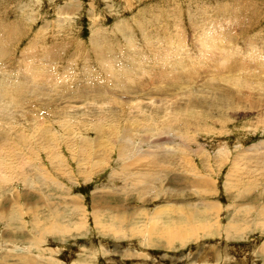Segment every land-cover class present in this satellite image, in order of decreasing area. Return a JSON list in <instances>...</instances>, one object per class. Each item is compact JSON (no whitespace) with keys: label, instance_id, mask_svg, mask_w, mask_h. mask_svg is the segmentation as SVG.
<instances>
[{"label":"rangeland","instance_id":"1","mask_svg":"<svg viewBox=\"0 0 264 264\" xmlns=\"http://www.w3.org/2000/svg\"><path fill=\"white\" fill-rule=\"evenodd\" d=\"M133 119L148 131L138 152L174 151V125L188 147L143 180L144 200L111 174L115 150L87 178L69 152L70 177L19 143L0 155V177L16 171L0 182V264H264V0H0V140L22 131L33 145L47 125L60 137L52 144L93 145L99 127ZM244 154L256 158L246 212L225 180ZM192 167L211 185L193 182ZM215 202L221 210L207 211ZM179 204L181 217L168 210ZM231 220L240 230L228 235ZM173 226L193 237L155 235Z\"/></svg>","mask_w":264,"mask_h":264},{"label":"bare ground","instance_id":"2","mask_svg":"<svg viewBox=\"0 0 264 264\" xmlns=\"http://www.w3.org/2000/svg\"><path fill=\"white\" fill-rule=\"evenodd\" d=\"M174 126L169 127L168 132H172L174 135V138L176 136H179L180 137L179 140L181 141V142H179V140H177V142L173 141L174 142L173 146L175 147L174 151H165V152L159 151V150L156 151L150 148L148 145L147 149L141 152L139 150L138 152V147L135 145L134 140L142 138L144 133H147L148 131L146 130V126L139 123L138 120L133 119L128 125L121 126V127H119V125H114V124H110V125L108 124L105 127H99V129L96 131L98 142L93 145H77V144H70V143L52 144L53 142H57L60 139V137L57 135V133L52 132L51 128L47 125L42 128H38L32 133L33 145H30L28 143L25 137V134L22 131L15 136L14 142H11L9 139L5 138L7 136H5L4 134L3 138L1 137L2 139L0 140V155L5 150H7L6 154L12 156L13 155L12 152H15L16 147H17L15 143H19L24 148V150H26L28 153L31 154L32 156L31 161H34V160L38 161L37 158L41 159L39 158L40 157L39 152L41 151L44 153V156L46 157L45 159H47L48 166L50 167L52 171H54L56 174L60 173L61 176L70 177L73 174L72 172L74 171L69 170V168L65 165L61 157V154H60V152H69L70 160H73L76 165L75 174L84 173L85 177L87 178L97 169L104 166V164L107 163V160L112 154V152L115 150L117 152L116 161L118 164H115L117 167L114 171L111 172V174L114 172L122 171V174L125 180L128 183H130L129 184L130 187L131 188L137 187L138 193L140 195H143L142 200H144V196L147 193V191L150 190V186L147 183H145L143 180L151 179V178L160 179V176L162 175V173L165 172V170L163 169L165 167L163 162H165L167 157L172 158L175 153H178L179 155H183L185 159L188 158L187 155L183 153L181 150L183 148L184 149L188 148L186 144L187 140L184 136V132H182L179 129V127L177 126L174 127ZM150 132H154L152 128ZM136 133H140V134L135 137ZM162 133L164 132L160 131L157 134H162ZM129 149H130L129 151L130 153L128 154ZM134 151L136 153H134ZM255 159L256 158H253V157H250L244 154L242 158V166L240 167V169H232L229 172H227L225 175V180L227 182L226 188L232 191L231 193L229 192L228 193L232 197L234 196L233 197L234 199L239 198L238 200L240 201V202L236 201L237 204L233 203V207H238L237 209L243 210L244 212L248 210V204H250L249 199H248V193L255 187V185L252 184V182L250 183V180L247 178V174L251 173L252 165L254 164ZM227 160L228 159L226 156L225 149L218 151L217 155L214 156V161L217 165H222L224 163H227ZM1 165H5V162L2 159H0V166ZM85 165L87 167H85L86 169L83 170L82 166H85ZM180 166L182 169L181 172L175 175H179L180 177H183L184 170H185L184 165L181 164ZM138 169H142V170H138ZM15 174H16L15 166L12 165L9 167L7 175L0 177V182L12 181L15 178ZM141 175H143V177L140 178ZM189 175L192 177L193 182L201 180V183L205 182L211 185V182L209 183L207 182L206 179H203L201 177V174L197 172L194 167H192V173H189ZM40 176L47 177V174L44 172L43 167L39 165V171H38L37 178H40ZM187 176L179 180V185H183V181H185V178H187ZM20 178H24V176L21 175ZM82 178L84 179V177ZM86 178L84 180H87ZM173 180L174 178L172 177L170 182H172ZM139 186H140V189H139ZM259 195H261V193ZM69 198L71 199L72 203L74 202L77 203L76 199L72 197H69ZM100 198L104 199L103 197H100ZM242 199H245L246 201ZM94 201L95 203H98L97 199ZM216 204L220 205L218 202H215V204H211L210 207H207L206 210L212 211V212H219L221 208ZM14 206L15 204L13 205V207ZM256 207L259 208V213L262 216H264V203L262 204L261 202V204H259ZM17 208L19 209L18 204H16V209ZM184 208H188V207L185 205L179 204V206H170L168 210L170 213L172 212L175 216L178 217L180 215L182 216V214L184 213ZM185 215L187 214L183 215L184 218L187 217ZM117 218L119 222H121L120 216H118ZM115 224L118 225V221H115ZM216 224L218 225L217 222L216 223L214 222L212 225L208 226L207 229L213 228ZM153 227L157 229L156 223L153 224ZM153 227L150 229H147L149 231V237L152 236L151 234H152V231L154 230ZM158 229H159V233L155 235L165 236L169 239V241L173 239L185 241L188 237H193V234L191 233L192 229L186 230L184 228L181 229L177 226H173L170 229H163V230L160 228ZM194 229L201 230V227L196 226ZM215 229H218V227H215ZM237 229L240 230L237 227V225L232 224V220L231 222L228 223V225L225 228L226 233L228 235L230 234L231 231L234 234H236ZM49 232L50 231H48V233ZM260 247L264 249V243L261 244ZM29 262H31V260Z\"/></svg>","mask_w":264,"mask_h":264},{"label":"crops","instance_id":"3","mask_svg":"<svg viewBox=\"0 0 264 264\" xmlns=\"http://www.w3.org/2000/svg\"><path fill=\"white\" fill-rule=\"evenodd\" d=\"M46 233H48V231H46Z\"/></svg>","mask_w":264,"mask_h":264}]
</instances>
